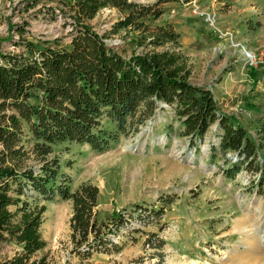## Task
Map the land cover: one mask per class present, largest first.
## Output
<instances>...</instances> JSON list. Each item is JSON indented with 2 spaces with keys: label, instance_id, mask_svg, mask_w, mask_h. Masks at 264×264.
Instances as JSON below:
<instances>
[{
  "label": "rangeland",
  "instance_id": "obj_1",
  "mask_svg": "<svg viewBox=\"0 0 264 264\" xmlns=\"http://www.w3.org/2000/svg\"><path fill=\"white\" fill-rule=\"evenodd\" d=\"M30 1L0 0V63L7 55H28L27 42L38 48L69 46L72 26L62 12H67L70 0ZM128 1L161 15L135 16L133 26L115 30L128 12L100 8L88 24L105 45L123 58L161 53L174 57L175 67L190 82L210 89L220 110L234 114L254 136L256 121L264 116V0H176L157 7L158 0ZM167 25L179 38L153 44L152 30ZM102 124L112 130L110 123ZM180 132L173 109L158 104L150 119L120 134L106 152L68 142L51 145L48 158L56 159L60 167L57 181L62 174L69 178L70 191L86 183L97 187V223L108 224L124 211L129 214H124L128 232L114 239L123 249L81 260L73 252L71 203L58 197L28 199L30 210L24 213L19 210L24 198L10 196L19 204L8 210L12 235L7 232V240L0 244V263L23 254L24 242L13 232L39 216L34 235L42 248L23 264H159L158 258H152L157 250L144 248L146 238L136 230L157 234L164 241L161 264H264V238L260 239L264 191L257 192L256 175L241 169L234 180L223 176L222 170L234 162V153H211L217 141L214 126L193 145ZM259 154L264 158V150ZM166 197L171 203L165 204ZM35 206L45 209L38 213L32 211ZM140 207L161 210L160 218L141 225L139 215L133 213Z\"/></svg>",
  "mask_w": 264,
  "mask_h": 264
},
{
  "label": "trees",
  "instance_id": "obj_2",
  "mask_svg": "<svg viewBox=\"0 0 264 264\" xmlns=\"http://www.w3.org/2000/svg\"><path fill=\"white\" fill-rule=\"evenodd\" d=\"M171 1L176 0H158L155 7ZM102 7L128 12L115 30L133 26L135 16L161 15L159 10L150 12L151 7L128 0H70L67 12H62L72 26L68 48H38L27 42L24 46L28 55H7L0 63V244L7 240V232L12 235L8 229L9 207L19 204L10 196L24 198L19 208L24 213L30 210L28 199L52 201L58 197L72 203L71 240L73 252L81 260L94 253H119L123 244L114 239L128 232L129 214L124 211L108 224L97 223V187L86 183L71 192L69 178L62 174L57 181L60 167L56 159L48 158L50 146L68 142L106 152L120 134L136 130L150 119L158 104L173 109L181 126L180 135L191 145L203 141L208 129L217 124V142L211 153L218 151L226 156L232 152L236 157L228 169L222 170L223 176L234 180L241 169L253 172L257 192L264 191V158L259 154L264 150V116L256 121L253 136L234 114L220 110L210 89L190 82L187 74L175 67L174 57L161 53L123 58L108 48L88 24ZM151 36L155 45L179 38L172 25L156 27ZM103 121L110 123L112 130L103 128ZM166 198L165 204L171 203L172 199ZM44 209L35 206L32 211L41 213ZM160 212L140 207L133 213L139 215L141 225L147 226L160 218ZM39 218H32L13 232L24 242L23 254L0 264H23L26 257L42 248L34 235ZM134 232L145 236L144 248L157 250L152 258H158L161 264L164 241L154 233Z\"/></svg>",
  "mask_w": 264,
  "mask_h": 264
},
{
  "label": "built area",
  "instance_id": "obj_3",
  "mask_svg": "<svg viewBox=\"0 0 264 264\" xmlns=\"http://www.w3.org/2000/svg\"><path fill=\"white\" fill-rule=\"evenodd\" d=\"M252 58H253L252 55L249 54V60L252 59ZM163 105H164V104H163ZM164 106H167V105H164ZM167 107H168V106H167ZM216 142H217V141H215L214 144H216ZM180 155H181V153L176 154V156H179V157H180ZM235 159H236V157H235V155H234V161H235Z\"/></svg>",
  "mask_w": 264,
  "mask_h": 264
},
{
  "label": "crops",
  "instance_id": "obj_4",
  "mask_svg": "<svg viewBox=\"0 0 264 264\" xmlns=\"http://www.w3.org/2000/svg\"><path fill=\"white\" fill-rule=\"evenodd\" d=\"M212 126L216 127L217 124H214V125H212ZM71 192H72V191H71ZM63 202H69V203H71V201H63ZM71 208H72V203H71Z\"/></svg>",
  "mask_w": 264,
  "mask_h": 264
},
{
  "label": "bare ground",
  "instance_id": "obj_5",
  "mask_svg": "<svg viewBox=\"0 0 264 264\" xmlns=\"http://www.w3.org/2000/svg\"><path fill=\"white\" fill-rule=\"evenodd\" d=\"M246 55H248V54H246ZM249 56V55H248ZM264 238V232H263V235L260 237V239L262 240Z\"/></svg>",
  "mask_w": 264,
  "mask_h": 264
}]
</instances>
